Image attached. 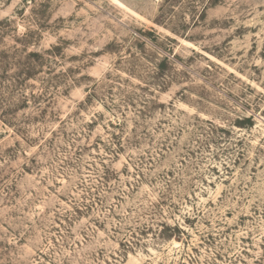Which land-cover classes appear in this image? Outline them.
I'll use <instances>...</instances> for the list:
<instances>
[{
    "label": "rangeland",
    "instance_id": "374dc122",
    "mask_svg": "<svg viewBox=\"0 0 264 264\" xmlns=\"http://www.w3.org/2000/svg\"><path fill=\"white\" fill-rule=\"evenodd\" d=\"M30 51L0 264H264V0H0V53Z\"/></svg>",
    "mask_w": 264,
    "mask_h": 264
},
{
    "label": "trees",
    "instance_id": "16d2710c",
    "mask_svg": "<svg viewBox=\"0 0 264 264\" xmlns=\"http://www.w3.org/2000/svg\"><path fill=\"white\" fill-rule=\"evenodd\" d=\"M169 1V0H166ZM158 23H162L157 21ZM163 24V23H162ZM171 31L180 33L175 28H171ZM148 37H152V39H157L156 35L154 34V31H139V33L136 34V44L138 46H141L143 49L145 47V44L148 43ZM29 38V34H25L23 36V40L26 41ZM25 46V44H24ZM55 49H58L56 46ZM54 50V49H53ZM19 49H16V52L14 53V56H16L19 53ZM141 52H144L141 50ZM7 57L3 52L0 53V86L4 85L6 82L15 81L17 84L22 85L30 78H33L36 76L37 73V67L41 65L40 58L41 54L36 51H30L28 52L26 59L24 62L20 61H14V60H7ZM13 56L9 57V59H12ZM159 62L155 63V70H156V76H154L155 80L153 82H150L147 84V87L150 88L151 83L153 84V87H157L160 89L166 88L167 79L162 75L164 73L165 67H168L170 64L169 56L164 55L163 58H158ZM136 63V60L134 61ZM15 69V72L13 74L10 73L11 69ZM159 76H162L163 79ZM16 83H14L16 85ZM31 97L35 98L34 94H30ZM28 95H24V103L27 102ZM6 99L0 89V100L4 101ZM12 110L9 109H0V119L8 125L14 126V120L12 118L11 114ZM118 150H122V144H119L117 146ZM117 152V151H115ZM175 230L178 232H183L179 227L175 226ZM170 237V236H168ZM177 237V236H176Z\"/></svg>",
    "mask_w": 264,
    "mask_h": 264
}]
</instances>
